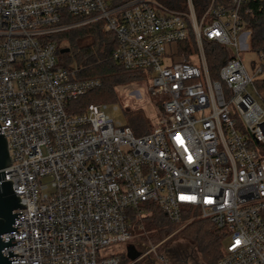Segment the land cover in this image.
<instances>
[{"label":"built area","instance_id":"1","mask_svg":"<svg viewBox=\"0 0 264 264\" xmlns=\"http://www.w3.org/2000/svg\"><path fill=\"white\" fill-rule=\"evenodd\" d=\"M263 3L0 0V135L12 158L0 185L12 183L23 206L3 237L12 264H170L161 245L134 246L135 260L114 252L149 206L173 225L200 211L227 241L217 264H264V54L243 60L246 18ZM94 24L116 37L115 63L155 74L151 133L136 136L105 104L71 111L102 84L62 66L56 37ZM191 36L197 50L181 55ZM206 43L229 54L218 78Z\"/></svg>","mask_w":264,"mask_h":264},{"label":"trees","instance_id":"2","mask_svg":"<svg viewBox=\"0 0 264 264\" xmlns=\"http://www.w3.org/2000/svg\"><path fill=\"white\" fill-rule=\"evenodd\" d=\"M207 0H195L198 5L204 6ZM264 8V3L262 4ZM247 29L251 32V51L255 54H264V9L255 19L246 18ZM93 38L90 46L80 48L78 42L84 38ZM58 44L67 41L71 44L70 52L74 53L81 71L79 79H94L101 81L99 89L89 92L85 97L72 104L71 111L76 114L83 113L89 105L99 104L101 101L113 99L114 87L119 84L129 83L136 78V73L126 71L122 66L115 63L112 59L113 52L117 47L116 37L105 33L101 24H94L83 28L74 29L56 37ZM63 50V49H62ZM58 49V56L61 51ZM195 41L192 36L189 41L179 47L181 55L189 57L196 51ZM205 51L209 70L214 78H218L221 67L229 59L228 52L221 46L213 43H206ZM68 57V56H67ZM67 65V64H66ZM62 63V66L69 68ZM138 78V77H137ZM258 90L264 92V81L257 83ZM126 125L132 129L138 137L147 135L151 132V127L143 115H133L126 112ZM148 212L151 216L145 217L144 222L137 221L133 217L137 228L146 227L151 233L153 241H158L174 231L172 224L165 218L161 211L155 206H149ZM136 220V221H135ZM217 230H208L201 221H195L192 226L191 240L199 247L200 252L205 255L210 264H217L222 257L221 241L217 239ZM189 236V237H190Z\"/></svg>","mask_w":264,"mask_h":264},{"label":"rangeland","instance_id":"3","mask_svg":"<svg viewBox=\"0 0 264 264\" xmlns=\"http://www.w3.org/2000/svg\"><path fill=\"white\" fill-rule=\"evenodd\" d=\"M93 38H84L78 42L80 48H84L92 45ZM60 50L70 49L71 44L67 41H63L59 44ZM71 51V50H70ZM68 56V57H67ZM243 60L250 64L252 61H257L255 54L250 50H245L243 53ZM60 63L68 66L69 68H78V63L75 59L74 53L61 54L59 56ZM135 80L119 84L114 87L113 99L110 98L105 101H101L99 104H105L108 106L107 114L111 116L117 123L126 124V112L133 115H143L146 118L148 125L151 127L152 132L155 129L156 121L161 113V98L151 95L149 89L153 86V80L155 74L152 72L136 73ZM138 77V78H137ZM264 77L258 80L263 82ZM254 94L255 99L260 102V98L255 92L250 89ZM96 104V103H95ZM117 108V109H116ZM240 125L242 124L239 123ZM141 213L145 216H151V212L142 208ZM195 221H201L208 230H216L209 221L203 220L201 212L198 210H190L185 214V222L181 225H173L174 231H171L168 235L158 241H153L151 233L147 231L146 227H135V237L129 245H119L114 249V252L122 258L128 259V252L131 246L138 247L141 252H146L153 246L161 245L157 252L159 255H164L170 261V264H210L209 260L205 258V255L200 252V247L191 240L192 226ZM144 222V221H143ZM217 239L221 241V250L227 245V241H222L221 233L216 231ZM190 236V237H189ZM145 264H151L146 262Z\"/></svg>","mask_w":264,"mask_h":264},{"label":"water","instance_id":"4","mask_svg":"<svg viewBox=\"0 0 264 264\" xmlns=\"http://www.w3.org/2000/svg\"><path fill=\"white\" fill-rule=\"evenodd\" d=\"M70 49H64L61 54H67ZM12 165V158L9 152L8 142L6 138L0 135V177L4 170ZM20 199L15 195L12 183L4 182L0 185V264H12L8 257L3 252L11 246L10 242L4 241L3 237L6 234L15 231V221L17 219L16 211L22 209ZM129 258L135 260L140 256L134 246L129 248Z\"/></svg>","mask_w":264,"mask_h":264}]
</instances>
